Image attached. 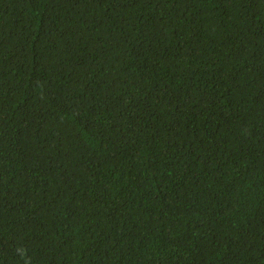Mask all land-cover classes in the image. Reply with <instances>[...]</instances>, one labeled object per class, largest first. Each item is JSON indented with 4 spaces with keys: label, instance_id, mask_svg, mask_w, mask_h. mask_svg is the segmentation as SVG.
I'll list each match as a JSON object with an SVG mask.
<instances>
[{
    "label": "trees",
    "instance_id": "1",
    "mask_svg": "<svg viewBox=\"0 0 264 264\" xmlns=\"http://www.w3.org/2000/svg\"><path fill=\"white\" fill-rule=\"evenodd\" d=\"M0 264H264V0H0Z\"/></svg>",
    "mask_w": 264,
    "mask_h": 264
}]
</instances>
